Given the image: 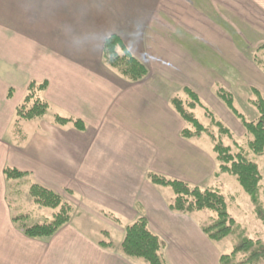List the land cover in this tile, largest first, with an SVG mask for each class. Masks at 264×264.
Listing matches in <instances>:
<instances>
[{
	"label": "crops",
	"instance_id": "1",
	"mask_svg": "<svg viewBox=\"0 0 264 264\" xmlns=\"http://www.w3.org/2000/svg\"><path fill=\"white\" fill-rule=\"evenodd\" d=\"M112 35L147 66L145 80L127 82L104 64ZM240 43L264 44V0H0V264H141L120 244L101 247L89 217L123 236L145 217L178 264H219L218 252L206 255L200 226L172 213L147 175L190 184L191 174L214 175L207 151L181 137L186 124L170 101L179 88L204 91L193 79L207 72L198 60L207 52L240 65ZM33 81L48 84L50 114L23 122L26 138L17 143L16 109ZM54 115L86 130L56 125ZM7 167L27 174L29 193L37 183L87 216L72 215L51 238L26 237L13 221ZM107 228L98 233L112 239Z\"/></svg>",
	"mask_w": 264,
	"mask_h": 264
},
{
	"label": "trees",
	"instance_id": "2",
	"mask_svg": "<svg viewBox=\"0 0 264 264\" xmlns=\"http://www.w3.org/2000/svg\"><path fill=\"white\" fill-rule=\"evenodd\" d=\"M259 50H264V46ZM103 61L106 66L115 71L122 79L130 83H138L145 80L149 75L147 66L136 58L125 46L117 35L110 36L104 43ZM253 61L264 71L262 57L253 54ZM48 84L31 82L27 89L26 96L15 113V121L12 126V136L24 141L26 136L22 130L23 122L43 119L49 112L51 105L44 98ZM256 96L253 102L259 112V118L255 121H248L246 117L235 107L234 97L225 88L217 89V97L226 105L228 110L241 121L245 132L251 137L249 148L256 155H264V99L261 91L252 87ZM184 93L189 101L183 100L180 96L171 99L170 105L182 118L186 127L181 132L185 140L200 139L204 134L212 142L213 151L216 155L219 172L235 177L242 189L249 195L254 207L256 218L264 224V204L261 199L262 175L259 166L249 160L247 153L240 149L234 153L230 146L225 145L224 137H232V132L223 122L213 117L208 108L202 103L201 98L190 88H185ZM13 97L10 90L8 98ZM204 107L212 117L213 124L219 128L217 135L213 134L208 127H205L196 118L193 110L196 106ZM53 121L56 125L66 126L71 124L79 131L86 130V124L81 120L71 117L54 115ZM18 142V143H19ZM4 175L7 180H22L27 176L17 169L5 168ZM150 183L156 187L170 188L174 194L173 199L168 203L172 213L192 216L194 213L208 210L215 213L209 223L204 224L201 229L205 236L212 242H221L239 232L240 242L234 246L229 254L220 255L219 264H263L264 263V242L249 238L244 229L237 224L236 220L228 213V206L225 197L216 190L201 189L188 182L178 179H169L163 175L150 172L147 175ZM30 194L36 204L42 208L58 210L54 218L42 224L31 227L21 226L23 233L30 239H48L54 236L60 229L70 222L73 207L63 197L37 183H32ZM24 218V217H22ZM18 218H14V222ZM108 236L107 233H105ZM165 243L162 239L150 230L149 222L145 217L138 218L128 225L121 244L122 254L132 260H144L148 264H167L163 251ZM99 245L111 249V241H102Z\"/></svg>",
	"mask_w": 264,
	"mask_h": 264
},
{
	"label": "rangeland",
	"instance_id": "3",
	"mask_svg": "<svg viewBox=\"0 0 264 264\" xmlns=\"http://www.w3.org/2000/svg\"><path fill=\"white\" fill-rule=\"evenodd\" d=\"M239 46L240 47L238 48L240 56L236 58L240 61L242 56L244 57V59H241L240 65H237V63L233 61L234 58L224 59L215 57L214 52L209 51L205 57H198V60L203 62L205 65L207 72H205V74H201V76L195 75L197 79L193 80L196 84L198 83L201 86L206 87L203 89L204 91L200 90L199 92H196L198 96H200L202 103L208 108L213 117L223 122L224 125L232 132L233 136L231 138L228 136L223 138L225 145L230 146L234 153H238L240 149L243 150L248 154L247 158L259 166L260 173L262 175L261 199L262 203L264 204V155L260 156L251 152L249 148V141L251 137L246 134L241 121L238 120L228 110L226 105L217 97L216 94L218 88H225L233 95L235 107L246 117L248 121H255L259 118V112L253 104V102L256 100V96L252 91V87L259 89L264 99V71L253 61V54L258 55L259 57L261 56L264 62V50H259V48L264 46V44L257 46L255 49H253L254 47L252 48L254 45H249L248 47L244 43H240ZM237 68L240 72H238ZM193 77L194 75H192V78ZM175 93L186 102L189 101L188 96L181 88L178 90L176 89ZM208 110L198 105L193 110V113L202 125L208 127L209 130L213 132V134L217 135L219 128L213 124L212 117L209 115ZM49 114L50 112L48 115ZM10 138L17 143L19 142V139H13L14 137ZM188 143L203 152L207 151L206 153L208 154L209 158L215 162L216 166L214 168L216 172L211 177H206L204 175L202 178H194L195 176L193 177L191 174V177L193 178L191 180H196V184H191L201 189L219 191L226 199L228 213L236 220L237 224L245 230L247 236L253 240H261L264 242V224L256 218L250 197L239 185L237 179L229 174H223L219 172L216 155L212 153L213 145L211 139L204 134L200 139H193L188 141ZM199 161L200 163H203L202 159ZM195 162H198V158L191 157V163ZM166 178L174 179L176 177L169 176ZM17 182L19 184H16ZM11 184L12 186H10L9 190V200L12 202L14 209L13 214L15 218H18L16 223L19 226H23L25 223V226L31 227L37 222H50L54 218V215L58 210L42 208L39 205H36L33 197L29 193V189L27 188L25 180L11 181ZM159 189L163 191L162 195L168 202L173 199L174 194L170 188L160 187ZM83 203L88 205L86 202ZM70 205L73 207L71 216H76L77 214L81 215L79 209L75 205ZM21 213L24 214L25 218L21 217ZM83 214L86 215L85 213ZM186 217L200 226V230L202 231L201 227L204 224L209 223V221L215 217V213L208 210H203L194 213L192 216ZM80 219L82 218H79L78 220ZM88 221L89 227H93L95 232H97L94 234L96 239L111 241L117 245L120 244L119 246H121L124 238L123 235L113 231V229L110 230L106 227L107 225H105L103 221L96 217H89ZM106 228L112 233V239H110L109 234L106 236L104 234L101 235L98 233L100 230H104ZM206 242H208L205 246L207 256L212 253L215 255L217 252L220 255L229 254L233 250L234 246L238 245L240 242L239 232L236 231L225 240L217 243L210 241L206 237ZM164 245L165 249L162 254L167 264H178L176 261H174L173 256L170 258L169 247L166 244ZM178 261L179 263L183 262V264H188V262L182 258H178ZM139 262L141 264H148L144 260H139Z\"/></svg>",
	"mask_w": 264,
	"mask_h": 264
}]
</instances>
